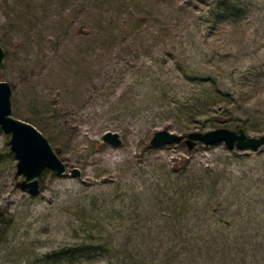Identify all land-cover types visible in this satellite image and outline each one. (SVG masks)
Returning <instances> with one entry per match:
<instances>
[{
	"label": "rangeland",
	"instance_id": "1",
	"mask_svg": "<svg viewBox=\"0 0 264 264\" xmlns=\"http://www.w3.org/2000/svg\"><path fill=\"white\" fill-rule=\"evenodd\" d=\"M0 47L12 115L81 172L46 167L31 196L0 127V264H205L191 255L215 251L214 264H264V145L149 143L217 118L264 133V0H0ZM218 91L233 107L175 117ZM187 234L240 244L179 249ZM72 246L90 249L45 257ZM236 249L255 253L228 260Z\"/></svg>",
	"mask_w": 264,
	"mask_h": 264
},
{
	"label": "water",
	"instance_id": "2",
	"mask_svg": "<svg viewBox=\"0 0 264 264\" xmlns=\"http://www.w3.org/2000/svg\"><path fill=\"white\" fill-rule=\"evenodd\" d=\"M3 56L4 51L0 47V70L4 60ZM11 92L10 83L0 80V127L8 135L9 147L17 160L16 171L23 177L20 181L21 186L31 196L36 197L39 194L38 177L46 167L52 170L56 176L69 173L72 177L79 178L80 170L67 169V165L58 157L57 151L51 147L48 139L35 126L12 115ZM102 139L110 145H122L119 134L115 132L103 133ZM181 140L185 142L189 150L194 147L196 142L209 146L224 143L228 149L257 150L264 145V133L250 136L243 129L233 130L227 127H218L202 132L190 131L186 136H183L167 129H159L152 135L149 143L157 148L179 143Z\"/></svg>",
	"mask_w": 264,
	"mask_h": 264
},
{
	"label": "trees",
	"instance_id": "3",
	"mask_svg": "<svg viewBox=\"0 0 264 264\" xmlns=\"http://www.w3.org/2000/svg\"><path fill=\"white\" fill-rule=\"evenodd\" d=\"M218 9H219V7H215L214 8V10H215L214 12L218 13L217 12ZM232 9H234V8H232ZM212 99H214V101H218V102H221V99L225 100V104L224 105L233 107L234 96L232 94L228 93V92L221 93V92L218 91V93H214L213 92L210 97H209V95H207V97H205V99H203V100L200 98L197 101V104L194 105V106H189V107H183L182 106L181 108L178 107V110L176 109V112H175V117L179 118V117L183 116L184 118L186 117V119L189 118V119H192V121H194L195 118L198 115V111H200L199 109L200 108H204V107L209 108L208 106H209V103L212 102ZM197 105H199V108L197 107ZM226 108L228 110V107H226ZM214 121L215 122H213L212 128H218V127H228L229 128L230 127V122L228 120H226V119L221 120L220 118H217ZM241 128L244 129V131H246L244 126H242L241 124H237V126H235V128L232 127L231 129L240 130ZM184 136H186V135H184ZM189 233L192 234V232H190V231H189ZM185 236H187V237H185L184 239H182L180 241L181 244L179 246V249H183L184 250V246H186L188 244L191 245V246H195L196 245L197 247H201V246L205 245L204 246L205 248H207V246L211 248L215 244L217 245V247L220 246V245L221 246H227V244L229 243L230 239H231V242L233 240L236 243L237 247H238V244H240V241H239V237L240 236H235V237L233 236V237L225 238V239L223 238L222 235H220V236L212 235L210 238H204L203 236L191 237L193 235L188 237V234L185 235ZM246 240H247L246 242H250V240L247 239V237H246ZM199 244H201V245H199ZM89 249L90 248H88L86 246H83V247L82 246H79V247L78 246L60 247L59 250L52 251L49 254H47L45 257H46V259L49 262L50 261L56 262V261H60L62 258H65V257H72L74 255L83 254V252H86ZM183 250L181 252H179V253L185 254V251L183 252ZM242 250L236 249L234 251L235 253H232V252L230 254L227 253V256H226L227 259L233 261L234 260V256H238L237 261L240 262L241 259H242V255H245V257H249V255H252V254L255 253V252L253 253V251L249 252L251 250L245 251V252H242ZM244 250H246V249H244ZM223 252H225V251L223 250ZM214 253H215L214 256L211 253H208L207 255H203L202 253H199L200 256H197V255L193 254L190 257V260L192 262H196V259H200V261L204 262L205 264H209V262L211 264H214L213 259H216L217 254L218 253L221 254L222 252L215 251ZM174 255H175V257H173V260L175 261L177 258H179L178 252L175 253ZM245 257H243V261H244ZM188 259H189V257H188ZM168 260L169 259H168V256H167L166 259L164 260L165 264H168ZM257 260H258V257H257V253H256V255H254V259H250V264H254V263H252V261H257ZM217 264H219V263H217Z\"/></svg>",
	"mask_w": 264,
	"mask_h": 264
}]
</instances>
